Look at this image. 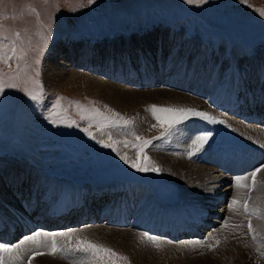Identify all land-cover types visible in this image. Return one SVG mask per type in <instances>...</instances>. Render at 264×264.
Here are the masks:
<instances>
[{"label":"rangeland","instance_id":"obj_1","mask_svg":"<svg viewBox=\"0 0 264 264\" xmlns=\"http://www.w3.org/2000/svg\"><path fill=\"white\" fill-rule=\"evenodd\" d=\"M29 9H34V11H30ZM257 9H264V0H204L200 4L186 3L185 0H94L91 4L88 3V0H0V44H11L16 40L15 34L19 33V40H16L17 46H23L28 49L26 73L22 75L20 80L21 89L24 87L29 89L35 88V85L32 83L33 80H38L42 89V98L38 103L31 101L22 90L18 89H5L4 93L0 94V192H2V195L0 194V212L4 211L2 207L4 203L10 204L12 208H16L17 205L11 192V185L27 178L30 173L26 168L28 164V168H40L42 170L44 168L45 171L53 172L57 178L67 175L71 176L73 180L89 182H110L114 181L110 179L113 177L126 178L125 180L135 183L139 181V183L144 185V194L143 188L137 187L141 191L142 199H150V201L154 200L153 196H157L167 204H171L177 200V197L182 201L184 196H187V199H189V196L192 198L195 196L193 200L201 202L204 199H200V197L204 196L208 206L206 212L208 213L207 219L210 225H217L220 222L221 227L218 228L221 229L226 223L228 205L226 203L216 205L212 201L216 200L222 193L227 192L228 187L225 188V182L227 181L225 172L214 171L211 176L214 175L220 178V180H214L216 179L215 177H205V187L198 188V190L194 189L192 195H189L183 193L178 182L163 172L157 164L158 154H152L154 152L160 154L176 153L173 152L175 147H172V138L174 139L173 136H176L177 132L175 131L173 132L174 134L161 137L160 139H153V137L160 136L163 129L159 126L156 128L152 127V125L156 124V121L145 109L150 105L197 108L182 105L181 101H176L178 104H166L164 102H151L148 100L144 102L145 104L134 106L129 99L131 94L124 92L139 91L141 94H146L151 91L165 90L189 98L188 93L193 87L190 85L191 88L188 86L187 90L185 89L181 92L173 91L167 85H164V87L167 86L168 88L151 85V87H147L148 89L144 87L142 90H136L133 89L135 88L134 85L131 87H126L127 84H125L126 86H121L123 85L122 83L119 85V83L112 82L109 77L104 78L102 74L91 72V64L101 62L104 67V61L109 54L108 58L116 63H109L108 69L114 66L116 69H120V72H123L131 67L135 68L136 65L133 62L131 63L132 66L127 63L119 65L117 64L118 62L121 63L127 58L130 59H127L128 61H133L135 58L137 60L142 55H147L146 57L154 56L159 46H162L160 48L162 53L165 51L164 57L166 59L164 61H167L169 58L179 59L178 56H175L177 50L173 49L176 43L171 41H175L176 37H181L185 41H191L196 45V49L186 55L184 61L181 60L182 57L179 59L180 65L187 63L186 71L191 70V68H188V65H190V62L194 63L198 55L201 58H199V62L196 65L202 67L205 61H210L211 70H213L215 60L212 55L214 54L215 56L221 55L218 58L220 59L221 57V60L224 62L230 61L228 70L224 71V69H221L219 72L220 76H227L228 73H231V76H233L232 67H237L238 64H250L244 70H246L247 74L251 75L253 70H258L256 67L264 69V17L259 15ZM3 17H7V19ZM3 37H7V39L4 40ZM133 39L142 41V43L152 41L153 44H151L149 51L145 50L147 48L143 44H139L140 46L137 49H135L136 47H132V52L129 48H123L129 45H122V43L133 41ZM154 43H159L156 46L157 48L154 47ZM67 46L86 47V51H88L87 58L85 59L86 62L82 63V60H79V64L81 65L76 67L78 62H76L75 66L73 59H68L65 54L56 51V48L65 47L66 49ZM98 46H100L99 52L95 49ZM130 46H133L131 42ZM256 51L259 52L254 56ZM172 53L174 54L170 56ZM36 60L40 61L39 64L36 63ZM222 61H219V63L222 64ZM52 62L62 65L60 66L64 75L61 78L62 80L48 81V76L45 73L47 67L50 65L49 63ZM95 65L99 66L100 64ZM11 67L15 69V62H11ZM54 68L52 72L58 70L57 66ZM153 68H156L155 64ZM0 70L4 73L10 71L4 65H0ZM134 71L137 75L141 72L137 69ZM37 72H39V76L36 75ZM172 73L174 72L172 71ZM222 80L223 78H220L219 87L224 88L222 86L223 83H228L227 86L234 84V81L229 78L225 82H222ZM256 81H259L257 77L248 84L250 85V83L252 84ZM231 82L233 84H230ZM108 83L109 87L106 86ZM181 86L183 87V83ZM260 89L264 90V78L260 81ZM191 94V97H193L194 94ZM61 97L63 98L61 101L62 108L67 110L64 115L75 120L77 122L76 126L69 128L64 124L54 125L46 118L50 116L57 98ZM70 102H79L86 107L94 106L101 112H105V106H107L108 109L131 120L132 124L127 128H106L103 130V133L93 127L90 131L94 133L95 139H89L81 131V128L87 127V122L80 120L75 107ZM90 102H94V104H90ZM197 110L202 111L203 109L200 107ZM105 114L108 115L110 113L105 112ZM194 121L195 119L191 118L188 123L190 122L196 126ZM198 121L200 122L201 120L197 118ZM183 126L191 131L190 135H194V126L193 131L191 127H186V122ZM244 127L249 132L246 138L252 136L253 138H257L255 141L259 140L257 135H253L252 129H249L248 126ZM132 133L144 139L152 140V144L144 150V154L157 164L160 169L159 173L136 172L125 164L120 159V156L112 151L111 148H103L97 143V140L100 139L107 140V136L110 134L114 140H127L131 144L135 142ZM231 135L233 139L237 136L242 139L244 138L239 133H232ZM169 143L171 148L165 149L164 147H167ZM206 145L209 148V143ZM177 147L179 148V146ZM117 148L120 154H126L131 160L138 163L142 162L138 160L136 151L133 148L124 147L123 144L117 145ZM186 148L192 150V147L188 146V144ZM180 154L185 155L184 152H180ZM196 155L202 157L200 151H196ZM19 158H23L27 164L23 159L18 161L20 160ZM9 159L12 160L9 161ZM19 164L23 167L18 166ZM108 178L110 180L97 181ZM210 179H213L214 182H211ZM256 179L257 190L245 192L248 197H251L248 201L249 204L254 200V195L260 194V191H264V187H262L264 186V171L259 172ZM62 181L70 188L72 187L69 179ZM250 182L251 176L249 178ZM132 187L134 188L135 186ZM132 194V199H135L136 194H138L140 203V194ZM238 197L240 198L241 196L238 195ZM194 201L190 202L193 203ZM258 201L261 202L262 199H258ZM143 202L144 205H148L147 201L144 200ZM156 205L163 208L158 203ZM135 212L140 214L138 210H135ZM158 223L159 220L156 218L154 224ZM218 228L216 231L219 230ZM32 230L34 233L37 231L42 233L72 231L81 237H86L93 243L104 245L116 253L127 257V264H212V261L215 259V256H213L215 252L213 250L215 249L211 253L208 247V245H211L210 238L205 239L204 237L202 239L197 238V241L204 242V247L189 243L196 240L179 242H167L163 240L167 243L159 242L161 246L156 248L148 241L139 240L141 239V235L138 234L140 236H138L137 241L139 244L142 243L140 244L141 246H136L137 250L136 247L133 249L134 244L123 247V245L115 243L116 245L119 244L116 246L107 238L112 233H115L116 231L113 232V230L116 229L106 228V226L101 227L98 224L79 225L55 230H42L40 226L36 225ZM127 231L134 232L133 230ZM24 232H27V229ZM91 233L95 239L97 238L96 240ZM118 234L119 236L122 235L121 232H118ZM26 236L27 233H24L16 242H21ZM99 238L100 241L98 240ZM57 240L58 243H64L59 237ZM244 240L246 244L248 242L253 244L254 242L251 235ZM12 244H7V246L12 247ZM251 244H248L249 247H252L251 251L252 249L254 251H256L255 249L259 250L256 247L257 244H253L252 246ZM28 246L29 248L33 247L32 245H25V249H28ZM121 247L125 250L121 249ZM261 251L264 253L263 250ZM135 252L142 253L143 256H140L139 259ZM20 255L23 264H28L30 253L24 251ZM258 255L260 254L258 253ZM41 257L43 259L45 255L35 257L31 261V264H34ZM56 259L61 264H70V259H62L59 256H56ZM242 260L238 264L255 263L249 256H245ZM258 263L256 262V264ZM5 264H14L9 255H7ZM15 264H20V261H16Z\"/></svg>","mask_w":264,"mask_h":264},{"label":"bare ground","instance_id":"obj_2","mask_svg":"<svg viewBox=\"0 0 264 264\" xmlns=\"http://www.w3.org/2000/svg\"><path fill=\"white\" fill-rule=\"evenodd\" d=\"M134 39H133V41H128V42L122 43V45L123 44L129 45L128 47L124 46L123 48H129L132 52V47H136L135 49H137L138 46L143 44V46L145 48H147L145 50L149 51L151 44H153L152 41H145L142 43V41H136ZM169 39H172V38H169ZM130 42L133 44V46H130ZM174 42L176 44H175V47H173V49L177 50L175 52L176 57L177 56L179 57L180 52H183V54L180 57H183V56L186 57V55L190 54V52L192 50L196 49L195 48L196 45H194L193 42H191V41L187 42L184 40V38H181V37H176V40ZM154 45H155L154 47H156L159 45V43L158 44L154 43ZM99 48H100V46L95 47L97 52H99L98 51ZM160 48H162V46L158 47L156 55H154V56L151 55V56L146 57L147 55L146 56L142 55L137 60L135 58V60H133V61H128L127 59H129V58H127V59H125V61H123L121 63L118 62L117 64H119V65L127 63L130 66H132L131 65L132 62L134 65H136L135 68L131 67L130 69L123 71V72H120L119 71L120 69H116L114 66H111L108 69V66H110V65H108L109 63H112V64L116 63V62H113V60L108 58L109 57V54H108V57H106V60L104 61V63H105L104 67L102 66L103 63H101V62L95 63V64H100L99 66H96L94 63H92L91 64V66H92L91 72H95V74L96 73L102 74L104 78L109 77L112 80V82L119 83V85H120V83H122L123 85H121V86H126L125 84L127 82H134L133 79L135 77H141L144 81L149 80L150 82H153V85H158V82L161 85L164 82L165 83L167 82L166 85L169 86V88L172 89L173 91H180V92L183 91V90H181L182 89L181 88L182 83H183V86L188 84V86L190 87V85H191V87H193V88L190 87L192 90L189 91V93H188L189 98H187L185 96H181V95L173 93V92H170V91H165V90L151 91V92H148L146 94H141L139 91H133L130 93V92L121 90L119 88H115V87H113V88L131 94L129 96V99L134 106L141 105L144 102H147L148 100L151 102H154V101L164 102L166 104H178V103H176V101H181L182 105L184 104V105L194 106V108H197V109H200V107L203 110L205 109V111L210 116H213L219 120L224 121V123L214 124L218 127V130L214 133V136L210 133V138L215 137L217 141L223 139L222 140L223 144H227L226 152H230V148L228 146L233 141V137L231 134L232 133H239L242 136L244 135L246 137L249 134V132L246 130V127L238 124L236 121H234L230 118H226V117L222 116L218 112H215L213 110V108H217V104L220 101L225 102L227 104L226 106H228V107L234 106L235 104L241 105L243 103V101L237 100V97H236L237 92H239L240 94H242V92H244L247 95L248 93H253L255 91H258V89H255V90L250 89L248 83L252 82L256 77L258 78V80L263 78L262 74H264V69H260L259 67H256L258 70H255V71L253 70L252 71L253 73L250 75L249 73L248 74L246 73V70H244V68L249 67L250 64H247V65L238 64L237 67H232L233 76H231V73H228L227 74L228 77L227 76H226V78L223 77V80H222V82H225L229 78L230 80L234 81V84L231 82L230 84H233V85L227 86L228 83H223L222 84V86H224V88H223V87L218 86L220 78H221V76L219 75V72L221 71V69L217 70L216 73H213V71L211 70L210 61L209 62L205 61V64L204 65L202 64V67H198V65H196V63H198L199 58H201V56L198 55L196 57L197 58L196 60L193 59L194 63L190 62V65H188V68H191V70L186 71L187 63H182L180 65V62H179L180 58L179 59L178 58H173V59L169 58V59H167V61H164V59H166L164 57L165 53L164 52L162 53V50ZM86 49H87L86 47L83 48L82 46H80V47L67 46L66 49H65V47L56 48V51H59L60 53L65 54L68 57V59H73L75 66H76V62H78L77 66H76V67H78L79 65H81V64H79L80 63L79 60H82V63L86 62L85 59L87 58V55H88V51H86ZM108 49H109V47H108ZM91 52H93V51H91ZM173 54L174 53H172L170 56H172ZM207 60H210V59H207ZM141 61H143V62H141ZM263 63H264V61H263ZM49 64L50 65L47 67V70L45 73V75L48 76L47 77L48 81L51 82V81H55V80H59V79L63 78V76H64L62 74L63 71L60 69L61 68L60 66H62V65H60L59 63H56V62H52ZM154 64H155L156 68H153ZM56 66H57L58 70L56 72H52V69ZM135 69H137L141 72L138 73V75H137V73L134 71ZM172 71L174 73H172ZM149 76H150V78H148ZM146 78H148V79H146ZM236 83H238V84L236 85ZM108 85H109V83L106 84V86H108ZM110 85H111V83H110ZM162 86L164 87V85H162ZM167 86H165L164 88H168ZM126 87H128V85ZM100 88H102V87H100ZM133 89L142 90V89H144V87L142 85H140V83H138L137 87L135 86V88H133ZM146 89H148V88H146ZM227 90H229V91L226 92ZM191 93L194 94L193 97H191L192 96ZM245 97H248V96H245ZM129 99H127V100H129ZM113 100H115V99H113ZM142 100H144V101H142ZM118 102H120V101H118ZM123 102H125V101H123ZM125 105H128V104H125ZM228 107H223V109L228 110L229 109ZM191 125H193V124H191ZM186 127H188V126L186 125ZM192 127H191V130L193 131L195 126L193 128ZM179 129H181V130L176 131L177 135L173 136L174 139L172 138V144H173L172 147H175L173 149V152H176V153L169 154L170 153L169 152V153H161L160 154V153L154 152L152 154L153 155L158 154L157 164L160 166V168L163 170V172L165 174L169 175L171 179L173 178L176 182H178V185H179L180 189L183 191V193H185V194L187 193L189 195H192V191L194 189L198 190V188H204L205 187L204 186L205 177H207V178H210V177L214 178L215 177L214 175L213 176H211V175L215 171L214 169L216 168L217 165H216V163H213L215 165V167H211V166L200 163L196 158L193 157V155L192 156H188L186 154L181 155L180 152L181 153L184 152L187 144L190 145L193 135L192 134L190 135L191 131L186 129L185 126H183V124L179 125ZM249 129H252L253 135H257L260 139V137L262 135L259 133V131L257 129L252 128V127H249ZM243 132H244V134H243ZM193 134H194V131H193ZM194 136H196V135H194ZM244 138H243V140L247 142L246 138L245 139ZM254 142H257V141H254ZM253 143L250 147H254ZM238 145L245 147V144H238ZM177 146H179V148ZM247 147L248 146H246V148ZM214 148L216 151L220 150V147L214 146ZM201 154H202V157L197 156V155H196V157L202 162L204 160V156L206 153L201 152ZM220 154L216 158L221 162L222 166H224V168H225L224 160L222 159ZM230 155L232 157H234L235 153L232 152V153H230ZM197 163H199V164H197ZM243 168H244V166H243ZM8 176H9V174H8ZM170 178H169V180H170ZM215 178L216 179H214V180H220V178H217V177H215ZM249 178H250V176H249ZM20 182L18 181L14 185L16 187H18ZM211 182H214L213 179L211 180ZM211 182H209V183H211ZM247 183H249V180ZM64 185H65V188H67V187L70 188L65 183H64ZM53 187L58 188L60 186L54 182V185L52 187H49V189H51ZM105 187L111 188L113 190V193L117 194V199L119 198V195L121 193H125L126 191L131 193L130 196H133L132 193H139L140 194L139 208L142 209L144 207V209H146L145 218L143 220L147 221L146 226L148 228H150L154 233H159L162 229H167L169 231V233L174 235L176 231H179V226L183 225V219L186 218L185 216L188 213H190V211L187 209H182V210H178V211L174 212V208H169V207L161 208L160 206L158 207V205H156V203H153V201H150V199H148V200H146L144 198L142 199L141 191L137 188L139 186H135L133 188L130 184L127 185V184L119 183V184H112L109 187H107V186H105ZM262 187H264V186H262ZM0 188H1V186H0ZM11 189H12V185H11ZM256 190H255V192H256ZM94 191H95L94 188L91 186L90 192H94ZM245 192L247 193L248 190L245 189ZM260 192H261L260 194L255 193L256 195H254V200L251 201L249 206L250 207L257 206V207L261 208L262 211H264V191L263 192L260 191ZM205 193H208V192H205ZM0 194L2 195V192H0ZM143 194H144V189H143ZM13 195H14L13 198L15 199V204L17 206H16V208H12L10 206V204L4 203V205L2 207L4 209L3 212H4L5 217L2 215V212H0V227L4 226L5 224L8 227H11V225L9 223H12L13 220H11L10 222H7V221H8V219L11 218L10 212L12 209L15 212H19V213H26L30 209V207H27V206H24L23 204H21L17 194H13ZM188 198L189 199H187V201H189V202L194 201L192 197L189 196ZM236 198H239L238 194L236 195ZM258 199H260V200L262 199V201L259 202ZM144 200L147 201V204H148L147 206L143 204ZM117 203H118V205H117ZM117 203H116V206H118L117 208H112L110 206V204L105 203L103 205L105 215H107L109 218L114 219V220H122V219L126 220V215L125 214L122 215V213H121V210H123L127 206L126 201L119 198V202H117ZM55 206L58 207V205H55ZM55 209H52V211H54ZM154 209H155V213H154ZM160 209L162 211L159 212L158 210H160ZM67 210L68 209H65V211H67ZM168 211H172L173 215L169 216L167 214ZM58 215L59 214L50 215L49 213H47L45 215V219L48 220V219H51L52 217H56ZM146 215L148 217H146ZM227 215H228V219H226V221H227L228 226L227 227L223 226L221 229L218 228L219 230L213 232L208 237V238H210L209 239L211 242L210 244L213 245L214 246L213 249H215V250L212 249L213 251H215L213 253V256H215V259L213 261L211 260L212 264H238V262H240L242 259H244L245 256H249L253 262L255 261L254 264H256V262H259L258 264H264V255H263L264 253H262V251H261V250L264 251V219H257L255 217H253L251 220L252 226L256 230V233L258 234L257 240L255 242H253V244H255V245L257 244L256 247L259 248V250L255 249L256 251H254L252 249V251H251L252 247L248 246V244H251V243L248 242V244H246V242L244 240L245 238L250 236V234L248 233V228H247V225L249 223L248 218H246L244 216L243 212L240 213V209L238 211H233L231 209H228ZM166 217H169L172 220V222H168ZM156 218L159 220L158 224H154V221ZM193 219L195 220L193 222L194 224H200L198 222L199 220L197 217L193 216ZM24 221H22L23 224H24ZM237 225H241L242 227H235ZM24 226H25V224H24ZM99 231H101V230H99ZM113 232H115V233H112L110 236L108 235L109 237L105 236L110 241H112L113 244L119 243V244L123 245V247L124 246H130V245L134 244L133 249L136 246H141L140 244L142 242L140 241L141 243L139 244L137 241L138 236H140V235H138V233L136 231L130 232L127 230L123 231V230H117L116 229V230H113ZM118 232H121L122 235L119 236ZM24 233H26V232H24ZM93 233L95 234V232H93ZM105 233H106V231H105ZM99 234H97V235H99ZM108 234H109V232H108ZM26 237H28V236H26ZM93 238H94V235H93ZM213 238H215V239H213ZM98 240L100 241V238ZM139 240H141V239H139ZM216 240L220 241L219 245L215 244ZM19 243L20 242L13 243V248L15 246H17ZM253 244H251V246ZM118 245H116V246H118ZM4 246H6V245H4ZM123 247H121V249ZM28 249H30L29 246H28ZM136 249H137V247H136ZM128 250H129V248H128ZM212 250H211V253H212ZM249 252H250V255H249ZM135 253L137 254V257L139 259H140V256H143L142 253H139V252H135ZM258 253L260 255H258ZM138 254H140V255H138ZM7 255H8L7 253L0 251V256H3V259H4V264L7 261ZM246 261H248V260H246ZM242 262H243V260H242ZM34 264H61V263H59L57 261L56 257H51L48 255H45V257L43 259H42V257L38 258Z\"/></svg>","mask_w":264,"mask_h":264},{"label":"snow or ice","instance_id":"obj_3","mask_svg":"<svg viewBox=\"0 0 264 264\" xmlns=\"http://www.w3.org/2000/svg\"><path fill=\"white\" fill-rule=\"evenodd\" d=\"M94 0H88V3H93ZM186 3H203L204 0H185ZM34 11V9H29ZM259 15L264 17V9H257ZM7 19V17H3ZM16 40H19V33L15 34ZM4 40L7 37H3ZM16 40L11 44H0V65H4L9 68L8 73H4L0 70V94L4 93L5 89H18L22 90L24 94L34 102H39L42 98V89L40 88L39 81L33 80L32 83L35 88L29 89L24 87L21 89L20 80L22 75L26 73L27 62L26 56L28 49L23 46H17ZM11 62H15L16 67L12 69ZM39 60L36 63L39 64ZM39 76V72L36 73ZM63 98H57L51 114L46 117L52 124H64L65 126L71 128L76 126L77 122L70 119L64 113L67 111L62 108L61 101ZM72 106L75 107L77 115H79L80 120L87 122V127L81 128V131L89 137V139H95V135L91 128L95 127L98 131L103 133L106 128H127L132 124L131 120H128L121 116L119 113L108 109L105 106V112L110 113L108 115L105 112H101L96 107H86L81 105L79 102H70ZM94 104V102H90ZM148 111L152 118L156 121L153 128L159 126L163 131H161L160 136L153 137V139H160L161 137L170 136L173 132L179 131V125L185 124L191 118H199L200 120L206 121L208 123L219 124L224 123V121L219 120L213 116H210L207 112L199 111L193 108H183V107H159L157 105H150L145 109ZM134 138V143H129V141H118L114 140L109 134L107 140L100 139L97 143L103 148H111L112 151L116 152L120 156V159L124 161L130 168L134 169L136 172H157L160 169L157 164L151 161L145 154L144 150L152 144V140L144 139L141 136L132 133ZM210 138V133L196 135L191 141L192 151L189 152V156L193 155L196 151H199L208 142ZM123 144L124 147H131L136 151V156L138 160L142 161L140 163L131 160L126 154L122 155L118 151L117 145ZM264 171V165L256 168L250 173L251 182L248 181L249 177H237L235 179V186L240 189H247L248 192L253 191L257 187V174ZM251 197L245 198L241 201L239 198L232 199L229 207L233 211H238L243 208V214L248 218L249 223L247 225L248 233L251 235L252 240L255 242L257 240L258 234L253 228L251 220L253 217L257 219H264V211L257 206H249L248 201ZM225 227L228 225L225 224ZM235 227H242L237 225ZM60 238L64 243H58L57 238ZM215 239V238H213ZM141 240L149 241L153 246L159 248L161 245L155 237L149 236L147 233H141ZM190 244H195L200 247H204L203 241L189 242ZM220 241L216 240L215 244L219 245ZM25 245H32L30 249H25ZM209 249H213V245H208ZM0 251L7 253L10 258H12L14 264L16 261H20L23 264L22 257L20 253L28 251L31 254L28 256V264L37 256L48 255L51 257L59 256L62 259H70V264H127V257L120 255L113 251L111 248L105 247L104 245L93 243L86 237H81L72 231L68 232H52V233H42L40 231L35 232L31 236L25 237L17 246L7 247L0 245ZM15 253V255H13ZM79 253L80 255H76ZM0 264H4L3 256H0Z\"/></svg>","mask_w":264,"mask_h":264}]
</instances>
